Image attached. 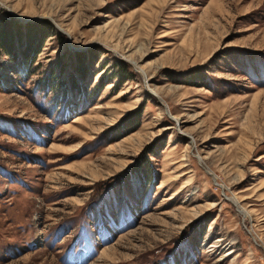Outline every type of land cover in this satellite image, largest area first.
<instances>
[{
  "label": "rangeland",
  "instance_id": "374dc122",
  "mask_svg": "<svg viewBox=\"0 0 264 264\" xmlns=\"http://www.w3.org/2000/svg\"><path fill=\"white\" fill-rule=\"evenodd\" d=\"M0 40V264H264V0H0Z\"/></svg>",
  "mask_w": 264,
  "mask_h": 264
},
{
  "label": "trees",
  "instance_id": "16d2710c",
  "mask_svg": "<svg viewBox=\"0 0 264 264\" xmlns=\"http://www.w3.org/2000/svg\"><path fill=\"white\" fill-rule=\"evenodd\" d=\"M6 24V23H5ZM0 44H1V40H0ZM4 48V47H3ZM4 50V49H3ZM6 53H8V51L4 50Z\"/></svg>",
  "mask_w": 264,
  "mask_h": 264
}]
</instances>
